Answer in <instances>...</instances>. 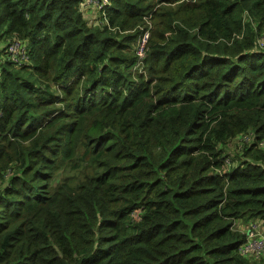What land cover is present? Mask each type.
Here are the masks:
<instances>
[{
    "label": "trees",
    "instance_id": "16d2710c",
    "mask_svg": "<svg viewBox=\"0 0 264 264\" xmlns=\"http://www.w3.org/2000/svg\"><path fill=\"white\" fill-rule=\"evenodd\" d=\"M91 1L0 0V264H264V0Z\"/></svg>",
    "mask_w": 264,
    "mask_h": 264
},
{
    "label": "built area",
    "instance_id": "2783aa9c",
    "mask_svg": "<svg viewBox=\"0 0 264 264\" xmlns=\"http://www.w3.org/2000/svg\"><path fill=\"white\" fill-rule=\"evenodd\" d=\"M94 1L98 2L99 8L97 9L102 10L109 0H92L91 4H94L97 7ZM149 33V28H144L138 34V38L136 40V53L139 57L144 54ZM261 38L264 39V34ZM6 51L11 59L16 60L18 56L22 57L24 55L26 46L22 40L14 37L8 43ZM241 231L245 233L246 239L240 244L238 249L239 253L252 260L259 261L261 256L264 255V231L260 221L257 219L248 221L242 226Z\"/></svg>",
    "mask_w": 264,
    "mask_h": 264
},
{
    "label": "rangeland",
    "instance_id": "374dc122",
    "mask_svg": "<svg viewBox=\"0 0 264 264\" xmlns=\"http://www.w3.org/2000/svg\"><path fill=\"white\" fill-rule=\"evenodd\" d=\"M94 3L97 5V7L93 4V7H95L96 9L92 12H89L88 15L91 16V18H95V20L99 19V13H100V10H98L97 8H99L98 6V2L94 1ZM85 10H89V7H85L84 8ZM149 16V15H148ZM144 23L140 26V31L144 28H149V31L154 28V21H151L150 19H148V17H144ZM139 31V32H140ZM139 34V33H138ZM264 34V30L261 34L258 35L257 39L259 41H263L264 39L261 38V36ZM13 39V38H12ZM11 39V40H12ZM264 42V41H263ZM4 44L3 43H0V50L3 48ZM5 53V52H4ZM6 54V53H5ZM3 55H2V51L0 52V58H2ZM252 136L250 134H244V136H239L238 134L230 139L227 144H226V150L227 152L231 151L232 154L237 150V149H242V146H244L245 144H247L250 140H251ZM260 148H264L263 145H260ZM230 158H226L225 161L229 160ZM11 166V162L8 161V156L6 157H2L0 158V167H2L3 169H8L9 167ZM225 166V165H224ZM245 222L242 221V220H235L234 221V227L236 228H240L241 230V226L240 225H244ZM261 258H264V255L261 256ZM260 258V259H261Z\"/></svg>",
    "mask_w": 264,
    "mask_h": 264
},
{
    "label": "clouds",
    "instance_id": "9594fccd",
    "mask_svg": "<svg viewBox=\"0 0 264 264\" xmlns=\"http://www.w3.org/2000/svg\"><path fill=\"white\" fill-rule=\"evenodd\" d=\"M252 220H254V219H252ZM257 220H259V219H257ZM260 221V220H259ZM245 223H247V222H245ZM261 223V222H260ZM262 225V224H261ZM239 231H241L242 230V228H241V230L240 229H238ZM242 233H244L243 231H241ZM245 234V233H244ZM246 236V235H245Z\"/></svg>",
    "mask_w": 264,
    "mask_h": 264
},
{
    "label": "crops",
    "instance_id": "0c3cea01",
    "mask_svg": "<svg viewBox=\"0 0 264 264\" xmlns=\"http://www.w3.org/2000/svg\"><path fill=\"white\" fill-rule=\"evenodd\" d=\"M242 227V225H240ZM236 228V227H235ZM238 229V228H237ZM240 229V228H239Z\"/></svg>",
    "mask_w": 264,
    "mask_h": 264
}]
</instances>
